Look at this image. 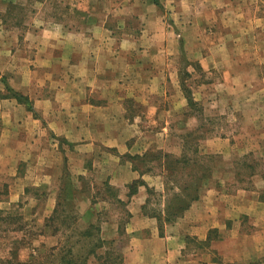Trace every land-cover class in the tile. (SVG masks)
Instances as JSON below:
<instances>
[{
    "label": "rangeland",
    "instance_id": "374dc122",
    "mask_svg": "<svg viewBox=\"0 0 264 264\" xmlns=\"http://www.w3.org/2000/svg\"><path fill=\"white\" fill-rule=\"evenodd\" d=\"M159 1L158 17L155 21L153 16L147 18L150 26L145 31L138 28L140 23L136 16L122 15V0H88L79 8L72 1L50 0L43 3L45 9L42 13L46 15L47 24H50L49 20L63 21L87 28L105 20L104 26L111 29V39L107 38L108 34L100 32L95 33L97 38L90 31L83 33V39H94V45L84 47V53L88 55L83 60L82 71L94 75V68L100 65L92 54L100 46L95 43L96 40H102L106 46L111 42L110 57L105 58L103 63L107 61L110 66L108 76H113L116 81L117 95L120 88L126 117L136 121L144 131L126 133L135 134L131 142L138 141L132 147L136 153L132 154L161 150L188 158L187 164H180L183 177L176 182L180 186L176 185L169 194L181 192L182 178L187 179L190 172L192 176L201 174L202 177L194 178L198 183V198L206 188L213 186L227 192L239 187L249 188L252 186L251 176L264 170V80L250 84L247 82L249 76H246V82L226 84L222 66L217 63L209 68L196 59L209 51L208 46L204 48L206 42H219L221 35L209 33L207 28L199 27L201 23L192 25L185 0L168 4ZM205 3L208 1L196 0L199 11ZM105 4L107 8L103 7ZM252 4L249 9L264 12V0L253 1ZM41 7L42 0H0V23L6 28L38 24L33 23L31 17ZM82 8H89L88 12ZM56 10L68 11L65 16H47L54 15ZM150 15L151 12L148 17ZM198 18L195 19L197 23ZM257 36L261 39L264 34L258 33ZM216 59L215 62H218L219 57ZM86 62L88 65H85ZM232 68L234 66H230ZM27 71L26 67L20 69V76H26ZM4 72L0 71V77L7 79L11 73ZM258 72L264 75V64L259 66ZM120 76L122 79L117 83ZM152 77H156L153 85L152 81L146 85L143 83ZM185 95L191 97L193 105L187 104ZM150 104L153 106L150 107ZM162 126L166 127L165 131L159 130ZM3 131H0V141L4 139L3 144L10 143L8 134ZM149 140L153 141L150 148L141 151L145 146L141 143ZM54 143L66 155L61 158L62 154L58 152L60 156H52V163L39 165L36 171L34 164L28 162L10 163L11 158L7 157L13 151L18 157L20 148L16 149L12 144L0 147V209L20 216L18 222L23 224L21 231L0 234V257L6 255L9 242L24 238L26 243L20 246L18 259L27 264H68L59 262L61 258L73 259L75 264H122L128 241L124 231V222L128 219L125 202H116V198L120 200L118 188L98 178L97 171L93 170L94 162L95 168L100 169V163H103L101 157H106L101 149L96 150L98 157L94 149L65 146L60 138H55ZM158 144L163 148L156 149ZM207 144H210L209 148ZM120 149L128 148L125 145ZM73 153H76L75 157ZM124 154L129 153L120 156L123 160ZM138 165L150 178L159 175L156 168L148 171V162ZM46 173L51 177L38 176ZM175 173L179 174L176 169L174 176ZM160 179L163 183V178L158 177L150 179V183L157 181L158 186ZM106 183L111 190L106 188ZM148 193L149 207L146 209L163 210L169 194L163 192L165 196L162 198L157 191L149 189ZM64 195L66 200L71 199V203L60 200ZM56 205L71 218L70 222L73 218L76 220L74 225L72 222L71 227L66 228L49 219ZM96 219L98 231L91 229L92 235L78 236L75 230L81 231L89 224L94 225ZM67 224H70L69 218L65 220ZM57 226L56 232L54 229Z\"/></svg>",
    "mask_w": 264,
    "mask_h": 264
},
{
    "label": "crops",
    "instance_id": "0c3cea01",
    "mask_svg": "<svg viewBox=\"0 0 264 264\" xmlns=\"http://www.w3.org/2000/svg\"><path fill=\"white\" fill-rule=\"evenodd\" d=\"M48 1L42 0L44 8L34 10L32 22L38 24L6 28L0 23V71L11 73L7 79L0 77V131L8 134L10 142L3 144V139L0 147L12 144L14 148H20L18 157L14 151L7 157L11 158L10 163L28 162L34 164L36 171L39 165L47 166L52 156H60V153L64 158L66 153L56 147L55 138L73 148L94 149V153L101 149L106 158L101 157L100 169L95 168L94 162L93 170L97 171L98 178L118 188L119 198L125 202L129 215L124 226L128 241L122 264H262L264 170L251 176L249 188L239 187L231 192L217 186L206 188L180 217L165 223L160 231L156 219L144 213L142 206L149 207L146 203L149 189L157 191L162 198L165 196L161 179L158 186L157 181L150 183V179L162 177L140 176L130 162L120 157L123 153H136L132 147L138 141L131 142V138L136 132L144 131L136 121L126 117L120 88L117 95L116 81L113 76H108L110 66L107 61L103 63L110 57L111 42L106 46L102 40H96L100 46L92 54L100 65L94 68V75L82 71L83 60L88 55L84 53V47L94 45V39L84 40L83 33L90 31L97 38L95 33L100 32L111 39V29L104 26L105 20L87 28L63 21L49 20L50 24H47L42 10L45 9L43 3ZM63 1L75 2L78 8L88 3V0ZM162 1L168 4L179 0ZM207 1L199 11L196 0H185L192 25L201 23L199 27L221 35L219 42H206L204 48L208 46L209 51L196 59L209 68L217 63L222 66L226 84L246 82V76H249L247 82L250 84L264 80V75L258 72L259 66L264 64V37L257 36L264 34V12L248 7L257 0H204ZM160 6V1L156 6L154 0H122L120 5L122 15L136 16L140 23L138 28L143 31L150 26L147 18L153 16L156 20ZM103 7L107 8V4ZM82 9L88 12L89 8ZM67 11L56 10L54 15L47 16H65ZM149 12L152 15L148 17ZM198 16L201 21L198 18L197 23ZM187 24L190 26L188 20ZM216 57H219L218 62H215ZM25 67L28 68L26 76H20V69ZM121 79L120 76L117 83ZM149 81L153 85L156 77L147 78L143 83L146 85L151 83ZM6 85L24 95L31 110L14 98H4ZM132 130L135 134H126ZM159 130L165 131L166 127H159ZM152 142H142L145 146L141 151L150 148ZM125 145L128 149L121 150ZM207 145L209 148L210 144ZM156 147L163 148L159 144ZM262 161L264 163V158ZM38 176L51 177L47 173ZM137 178H141L144 185L127 197V185Z\"/></svg>",
    "mask_w": 264,
    "mask_h": 264
},
{
    "label": "trees",
    "instance_id": "16d2710c",
    "mask_svg": "<svg viewBox=\"0 0 264 264\" xmlns=\"http://www.w3.org/2000/svg\"><path fill=\"white\" fill-rule=\"evenodd\" d=\"M154 3L157 4V1L154 0ZM182 90L185 91V89L182 87ZM4 98H14L16 99L17 102L22 103L25 105L27 110H31V106L28 103L27 98L18 93L17 91L12 90L9 88L7 85L5 86V94L3 95ZM187 104L188 105H193V101L191 97L185 95ZM125 161H128L131 163L132 168L138 172V174L141 176L144 172L143 170L140 169V166L138 163L141 162H148V171L153 170V168L158 169L159 175L163 178V185H164V192L166 194H169V191H171L173 188H176L175 186L177 184L176 182L179 181L183 177V168L180 164H187L188 158L183 157V156H174L170 153L161 151V150H147L142 154H124ZM179 174L175 173V176L173 174L174 170ZM181 169V170H180ZM192 172H190V176L183 179V185L181 188V192H170L169 198H167L165 201V207L163 210L156 211L155 209H146L147 205L142 206V211L151 217H154L157 221L158 224V229L161 231L163 225L165 223H169L174 221L177 217L181 216L183 211L189 207L190 203L198 198L197 194V186L198 183L194 180L195 177H201V174H197L192 176ZM196 179V178H195ZM143 181L140 178H137L136 180H133L128 184V192H127V197L131 196L132 194L136 193L137 188L139 185H142ZM106 185V188L108 190H111V186H109L107 183L104 184ZM189 191V192H188ZM161 195V194H160ZM60 200H65V203H71V199L65 198V195L62 196V199ZM116 202L124 204L123 201L119 200L116 198ZM148 203V200L147 202ZM59 204V196H58V201L57 205ZM54 208L53 210V215L49 217L51 221H55L59 223V226H65L66 228L71 227V223L73 222V225L75 224L76 220L73 218L72 222H70V217H68L67 214H64V210H59ZM162 212V214H161ZM126 216H129L128 213H125ZM69 218V223L65 225V220ZM21 220L20 216H17L16 214H13L11 211L0 209V234L3 235V233H14L16 231H21L22 229V222H18ZM126 223V221L124 222ZM123 223V224H124ZM123 224L121 226H123ZM54 229V231H58V227ZM91 229L94 231L99 230V223L98 220L96 219L94 221V225L89 224L85 229L81 231H77L78 236H88L92 235L90 233ZM119 229V225H118ZM77 236V238H79ZM10 245L8 246L6 250V255L3 257H0V264H27L25 262H20L18 259V251L20 249V246L25 242L24 238L20 239H13L11 242H9ZM66 262L68 264H75V260H63V258L60 259L59 262L63 263Z\"/></svg>",
    "mask_w": 264,
    "mask_h": 264
}]
</instances>
